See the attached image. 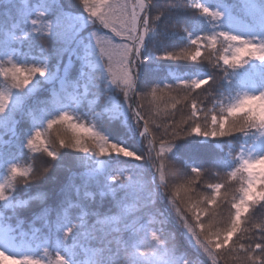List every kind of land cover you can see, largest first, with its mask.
Returning a JSON list of instances; mask_svg holds the SVG:
<instances>
[{
    "label": "snow or ice",
    "instance_id": "obj_1",
    "mask_svg": "<svg viewBox=\"0 0 264 264\" xmlns=\"http://www.w3.org/2000/svg\"><path fill=\"white\" fill-rule=\"evenodd\" d=\"M0 40V264H264V0H0Z\"/></svg>",
    "mask_w": 264,
    "mask_h": 264
},
{
    "label": "trees",
    "instance_id": "obj_2",
    "mask_svg": "<svg viewBox=\"0 0 264 264\" xmlns=\"http://www.w3.org/2000/svg\"><path fill=\"white\" fill-rule=\"evenodd\" d=\"M203 3L207 4L208 6H222L223 5V0H202ZM175 11V10H173ZM178 22L183 23L187 28H189V30L192 32L193 35H197L202 31H208L209 30V22L208 20L203 17V16H199V15H194V10H185V11H181L175 14L174 17ZM7 25H5L6 27ZM224 27L235 31L239 34H244V35H254L256 33L259 32V28L258 27H249L247 24H245L243 21H241L240 19L236 18V17H227L226 18V22ZM151 37L146 38V44H148L151 41ZM185 42L183 37H178V36H172L167 38L163 44L161 43H157L156 47L157 48H161V47H173V46H179L182 45ZM4 45L5 42L3 40H0V51L4 50ZM52 52V50L50 49V53ZM147 54V52H146ZM35 58V57H33ZM68 58V54L67 53H63L61 54L59 51L55 52V54H51L49 57V62L53 65L57 64L58 61H66ZM158 63L161 65L162 71H160L157 75L158 77H163L166 79L171 80L173 77L170 75V73L167 71V69H174V70H178V71H182V72H187L188 69L184 66L183 62H170V61H158ZM59 67L61 68V70H64V63H59ZM78 68L77 67H73L72 69V76L74 77L77 74ZM199 71H203L206 72L208 75L212 72V69L207 65V64H202V65H197L195 73L194 74H201ZM115 101L119 104L120 108L118 111L123 112L125 109V104L123 101V98L121 96V94L119 93V91L114 87L111 86L109 88V104L112 107L115 103ZM13 102L16 103L17 102V98L14 97L13 98ZM79 114L83 117H87V115H89L88 111L86 108H81L79 110ZM97 124L98 126H100L102 129L105 127V121L103 117H97ZM233 140L234 144H239L240 141L237 138H231ZM223 150L218 149V151H220V155L224 156L225 159H227L226 157V151L228 148L227 143H223ZM232 162L229 161L228 162V166H231ZM21 245V251L25 252L28 251L29 249H27L26 247H24L22 244ZM189 251V256L192 260L197 259V253H195L194 251L188 250Z\"/></svg>",
    "mask_w": 264,
    "mask_h": 264
},
{
    "label": "rangeland",
    "instance_id": "obj_3",
    "mask_svg": "<svg viewBox=\"0 0 264 264\" xmlns=\"http://www.w3.org/2000/svg\"><path fill=\"white\" fill-rule=\"evenodd\" d=\"M113 110H119L120 106L117 102L114 103V105L111 107ZM3 241H0V244H2ZM9 247V250L12 251V252H15V253H22L21 252V245L20 244H11V245H8Z\"/></svg>",
    "mask_w": 264,
    "mask_h": 264
}]
</instances>
